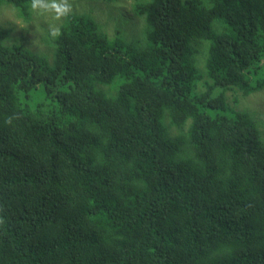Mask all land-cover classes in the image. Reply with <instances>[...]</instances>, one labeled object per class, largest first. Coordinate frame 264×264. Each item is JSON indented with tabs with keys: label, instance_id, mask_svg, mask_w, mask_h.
Returning <instances> with one entry per match:
<instances>
[{
	"label": "trees",
	"instance_id": "16d2710c",
	"mask_svg": "<svg viewBox=\"0 0 264 264\" xmlns=\"http://www.w3.org/2000/svg\"><path fill=\"white\" fill-rule=\"evenodd\" d=\"M130 12L142 41L70 14L51 61L0 26V264H264V138L226 99L264 89V0Z\"/></svg>",
	"mask_w": 264,
	"mask_h": 264
},
{
	"label": "rangeland",
	"instance_id": "374dc122",
	"mask_svg": "<svg viewBox=\"0 0 264 264\" xmlns=\"http://www.w3.org/2000/svg\"><path fill=\"white\" fill-rule=\"evenodd\" d=\"M31 2V0H30ZM73 11L71 14L87 15L98 23L101 30L109 37L121 36L133 43L142 41L140 30L143 23L133 17L130 12L131 0H120L117 4H104L101 1L71 0ZM64 18L57 21L49 14L38 15L29 6L28 17L23 18L9 5L0 6V26L6 31L7 43L16 45L33 53H40L51 61L52 44L48 34L53 28H58ZM214 27V26H213ZM200 72L199 65L195 64ZM32 104L46 101L38 92ZM227 105L232 110L248 112L258 122L264 138V89L243 95L240 91L226 92Z\"/></svg>",
	"mask_w": 264,
	"mask_h": 264
},
{
	"label": "clouds",
	"instance_id": "9594fccd",
	"mask_svg": "<svg viewBox=\"0 0 264 264\" xmlns=\"http://www.w3.org/2000/svg\"><path fill=\"white\" fill-rule=\"evenodd\" d=\"M31 9L38 15L49 14L59 21L68 17L73 11L71 0H31ZM51 35H59V29L53 28Z\"/></svg>",
	"mask_w": 264,
	"mask_h": 264
}]
</instances>
